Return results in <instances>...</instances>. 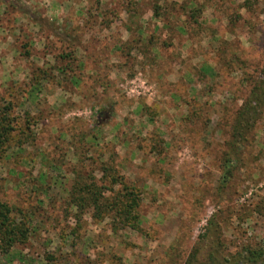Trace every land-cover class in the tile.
Wrapping results in <instances>:
<instances>
[{
  "label": "rangeland",
  "instance_id": "1",
  "mask_svg": "<svg viewBox=\"0 0 264 264\" xmlns=\"http://www.w3.org/2000/svg\"><path fill=\"white\" fill-rule=\"evenodd\" d=\"M69 41L76 86L33 88L35 67L60 79ZM263 61L264 0H0V99L28 137L0 159V200L34 216L0 264H183L213 213L231 249L264 238V115L220 187ZM78 156L138 189V229L68 207Z\"/></svg>",
  "mask_w": 264,
  "mask_h": 264
},
{
  "label": "trees",
  "instance_id": "2",
  "mask_svg": "<svg viewBox=\"0 0 264 264\" xmlns=\"http://www.w3.org/2000/svg\"><path fill=\"white\" fill-rule=\"evenodd\" d=\"M244 1L243 5L245 7ZM58 53L57 57L67 59L65 66L57 68L60 79L50 71L52 67H35L32 70L31 84L33 88L40 86V82L54 80L59 89L73 87L79 82L75 74L73 63L81 66L75 49ZM23 47L27 48L28 44ZM23 56L29 55L26 50ZM27 57V56H26ZM53 78V79H52ZM64 84V85H63ZM67 87V88H68ZM7 98L0 99V159L9 158V149L16 147L21 151V144L27 139L24 132L14 137L15 117L10 116L14 108L15 99L7 94ZM235 117L230 125V136L227 141L228 149L224 152L223 172L220 187L226 186L235 169V162L239 160L241 149L248 144L253 128L264 115V61L260 71L254 79L247 96L235 112ZM26 127L29 124L26 122ZM92 159V158H91ZM87 158L77 157L71 168L73 175L71 187L67 194L68 207L76 210V215L90 212L92 219L99 222L109 220L112 231L123 227L138 229L140 197L138 189L129 186L121 178L113 163L99 160L96 167L101 173V184L97 183L93 170H86ZM86 162V163H85ZM91 164L95 163L92 159ZM33 212L20 205L9 204L0 200V254H7L16 243H25L34 230L32 225ZM228 241L222 230L221 218L218 213H213L206 221L204 233L187 254L183 264H264V238L254 243H240L234 245Z\"/></svg>",
  "mask_w": 264,
  "mask_h": 264
},
{
  "label": "crops",
  "instance_id": "3",
  "mask_svg": "<svg viewBox=\"0 0 264 264\" xmlns=\"http://www.w3.org/2000/svg\"><path fill=\"white\" fill-rule=\"evenodd\" d=\"M57 21V20H56ZM58 24V23H57ZM69 24H65V26H68ZM71 30H73L75 27H69ZM123 39V38H122ZM80 52H82L83 48H80Z\"/></svg>",
  "mask_w": 264,
  "mask_h": 264
}]
</instances>
